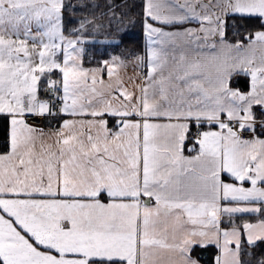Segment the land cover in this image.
I'll list each match as a JSON object with an SVG mask.
<instances>
[{"label": "snow or ice", "instance_id": "1", "mask_svg": "<svg viewBox=\"0 0 264 264\" xmlns=\"http://www.w3.org/2000/svg\"><path fill=\"white\" fill-rule=\"evenodd\" d=\"M76 7L93 11L68 27L64 0H0V264H199L193 246L209 244L216 264H251L242 245L264 242V23L235 43L226 28L264 21V0H146L145 52L93 67L84 45L119 47L121 5ZM240 73L247 91L231 86Z\"/></svg>", "mask_w": 264, "mask_h": 264}, {"label": "trees", "instance_id": "2", "mask_svg": "<svg viewBox=\"0 0 264 264\" xmlns=\"http://www.w3.org/2000/svg\"><path fill=\"white\" fill-rule=\"evenodd\" d=\"M91 4V0H88ZM103 5L106 0H98ZM117 5H121L118 9L123 14L124 22L120 25L121 32L119 37L122 39L119 47L102 46L99 43L92 44L86 43V55L84 56L85 65H96V60L100 59L103 55L104 58L108 54H121L126 57H130L136 54H141L144 50V38H143V7L144 0H114ZM65 11L64 18L68 27H74L76 21L83 13H89L93 11L91 8L83 9L80 7L75 8V15H73V5H78L79 0H64ZM102 9L98 8L94 11L98 14ZM264 21L256 18L240 19L239 17H230L227 21L226 35L229 40L236 41L237 39H243L249 31L260 30L261 24ZM67 34V33H66ZM102 39V37H100ZM247 40L244 39V42ZM54 79L58 78V74L53 76ZM231 84L240 89L241 91H247L249 89V79L246 75L238 74L234 75ZM264 131V130H263ZM5 138V127L3 119L0 118V144H2ZM251 255L246 253L241 254V258L244 261H250L251 263L258 261L264 257V242H257L254 247H251ZM191 255L195 257L201 264H215V258L218 255V248L214 245L207 246H195L192 249Z\"/></svg>", "mask_w": 264, "mask_h": 264}, {"label": "crops", "instance_id": "3", "mask_svg": "<svg viewBox=\"0 0 264 264\" xmlns=\"http://www.w3.org/2000/svg\"><path fill=\"white\" fill-rule=\"evenodd\" d=\"M169 2H170V0H169ZM146 3V0H144V4ZM149 22L150 23H154L155 24V26H157V27H166V26H164V25H161V24H158V23H155V22H153V21H151V20H149ZM187 26V25H186ZM192 26H196V25H192ZM166 30H168V31H172V30H174V29H172V28H168V27H166ZM143 38H144V50H143V52L141 53V54H143L144 52H145V47H146V37H145V35H144V32H143ZM229 40V39H228ZM229 42H231V43H235V41H231V40H229ZM244 43H247V41L246 42H244ZM84 47H85V45H84ZM219 51V50H218ZM134 56V55H133ZM133 56H130V57H127L128 59H132V57ZM107 58V57H106ZM84 66L85 67H93V66H95V65H85L84 64ZM129 71L131 72L132 71V69H131V67H129ZM58 74V73H57ZM240 74H242V75H245V74H243V73H240ZM247 76V75H246ZM248 77V79H249V87H250V77L249 76H247ZM53 78V77H52ZM58 78H59V74H58ZM54 79V78H53ZM231 86L233 87V88H236V87H234L232 84H231ZM257 111H258V109H257ZM65 118H67V117H65ZM47 126L48 127H54V126H57V121L56 120H52L50 123H49V121L47 120ZM45 128H47V127H45ZM204 128L205 129H207L208 128V125L207 124H205L204 125ZM259 129H261V128H258L257 127V129H256V134L257 135H260V133H261V130H264V129H261V130H259ZM193 131H195V129H193ZM192 146V141L191 140H189V141H187L186 142V146H185V155H195V152H190L188 149L190 148ZM198 147V146H197ZM258 218H261V217H258L257 215H255V214H251V215H244V216H237V217H233V219L236 221V223L237 224H240L242 221H244V220H248V221H252V222H254L256 219H258ZM228 217L227 216H223L222 217V227H230V225H228L227 224V221H228ZM209 245H214L215 246V244H209ZM195 246H200V245H194L193 246V248L195 247ZM244 245H242V248L244 249V248H246V249H249V251H247V252H245V250L242 252V253H246V254H248L249 252L251 253V249L250 248H248V246H246L245 245V247H243ZM202 247V246H201ZM218 254H219V249H218ZM193 258H195V257H193ZM196 259V258H195ZM242 259V258H241ZM243 260V259H242ZM257 262V261H256ZM256 262H253V263H251V264H256ZM199 264H201L200 262H199ZM215 264H216V260H215Z\"/></svg>", "mask_w": 264, "mask_h": 264}, {"label": "built area", "instance_id": "4", "mask_svg": "<svg viewBox=\"0 0 264 264\" xmlns=\"http://www.w3.org/2000/svg\"><path fill=\"white\" fill-rule=\"evenodd\" d=\"M31 122H32L33 124L37 125V124H43V123H44V120L33 118V119L31 120ZM258 128H260V127L258 126Z\"/></svg>", "mask_w": 264, "mask_h": 264}, {"label": "rangeland", "instance_id": "5", "mask_svg": "<svg viewBox=\"0 0 264 264\" xmlns=\"http://www.w3.org/2000/svg\"><path fill=\"white\" fill-rule=\"evenodd\" d=\"M37 125L40 126V127H48L47 126V120H44V123L43 124H37ZM243 247H245V245ZM244 250H245V252L249 251V249H246V248H244Z\"/></svg>", "mask_w": 264, "mask_h": 264}]
</instances>
